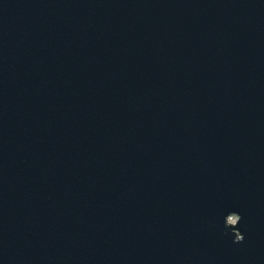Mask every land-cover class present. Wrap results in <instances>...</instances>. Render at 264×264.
<instances>
[{
	"label": "water",
	"instance_id": "obj_1",
	"mask_svg": "<svg viewBox=\"0 0 264 264\" xmlns=\"http://www.w3.org/2000/svg\"><path fill=\"white\" fill-rule=\"evenodd\" d=\"M0 264H264V0H0Z\"/></svg>",
	"mask_w": 264,
	"mask_h": 264
},
{
	"label": "rangeland",
	"instance_id": "obj_2",
	"mask_svg": "<svg viewBox=\"0 0 264 264\" xmlns=\"http://www.w3.org/2000/svg\"><path fill=\"white\" fill-rule=\"evenodd\" d=\"M235 218V217H234ZM234 220V219H233Z\"/></svg>",
	"mask_w": 264,
	"mask_h": 264
}]
</instances>
